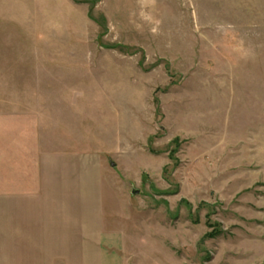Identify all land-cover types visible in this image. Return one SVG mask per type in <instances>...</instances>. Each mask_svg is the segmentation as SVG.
<instances>
[{"label": "rangeland", "instance_id": "374dc122", "mask_svg": "<svg viewBox=\"0 0 264 264\" xmlns=\"http://www.w3.org/2000/svg\"><path fill=\"white\" fill-rule=\"evenodd\" d=\"M263 127L264 0H0V264H264Z\"/></svg>", "mask_w": 264, "mask_h": 264}, {"label": "crops", "instance_id": "0c3cea01", "mask_svg": "<svg viewBox=\"0 0 264 264\" xmlns=\"http://www.w3.org/2000/svg\"><path fill=\"white\" fill-rule=\"evenodd\" d=\"M264 129V127H263ZM9 148H4L1 154V188L3 191V197H4V204L14 205L17 206V216L11 217L12 220H17L20 224L22 221V213L20 206L22 204H25L26 200H29L30 198H27V194L29 192H33L35 190L40 189L39 185H33L32 188L27 189V181H26V169L25 167H14L15 160H11L10 157V151H8ZM259 150L261 154L264 156V144L263 146L259 147ZM12 162V164H11ZM13 165V166H11ZM11 210V209H10ZM7 211V214H10L11 212ZM14 214V209L11 210ZM20 229V228H18Z\"/></svg>", "mask_w": 264, "mask_h": 264}]
</instances>
